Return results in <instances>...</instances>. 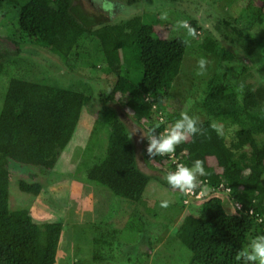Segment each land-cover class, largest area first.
<instances>
[{
  "label": "trees",
  "instance_id": "trees-1",
  "mask_svg": "<svg viewBox=\"0 0 264 264\" xmlns=\"http://www.w3.org/2000/svg\"><path fill=\"white\" fill-rule=\"evenodd\" d=\"M5 1L19 4L18 0H0V11ZM134 1L127 0L129 4ZM95 21L73 0H28L18 9L17 29L22 40L51 50L71 67L95 57L116 76L119 90L98 99V116L107 126V144L85 175L137 203L149 180L156 178L165 187L171 186L165 178L138 166L127 125L108 103L115 100L127 108L135 123L146 122L156 135L163 133L180 117L166 110L165 100L180 74L188 41L185 36L159 37L153 22L143 21L138 14L114 23L96 25ZM189 25L197 28L195 20H189ZM233 30L242 40L241 49L250 54L253 40L239 29ZM200 47L212 53L218 45L206 37ZM7 55L0 52V76ZM233 59V54L223 49L220 65ZM250 70L244 61L242 72L252 74ZM240 86L241 92L211 80L202 100L207 118L197 121L199 134L189 136L174 151L178 163L203 162L205 175L194 191L203 186L210 189L207 196L196 200L198 205H190L197 208L195 214H186L177 230L178 238L192 253L189 264H240L236 253L248 246V237L252 232L264 233V138H257L264 137V85L254 86L244 77ZM91 99L83 91L16 77L8 81L0 109V264H55L62 223L38 224L27 209H10L8 162L53 168ZM216 122L239 126L235 140L227 144ZM146 148L147 139L142 155L149 168L167 165L165 175L175 169L169 154L150 158ZM18 186L35 195L41 191L38 182L21 179ZM236 202L241 203L240 209L234 206ZM104 242L105 238L94 239L97 247ZM100 258L95 251L94 259Z\"/></svg>",
  "mask_w": 264,
  "mask_h": 264
},
{
  "label": "rangeland",
  "instance_id": "rangeland-1",
  "mask_svg": "<svg viewBox=\"0 0 264 264\" xmlns=\"http://www.w3.org/2000/svg\"><path fill=\"white\" fill-rule=\"evenodd\" d=\"M27 1L18 0V6L5 1L0 11V52L8 54L0 76V109L8 81L13 77L83 91L92 99L53 168L48 170L9 160L10 209H27L38 224L62 223L55 264H189L192 253L178 238L177 230L186 214H195L197 208L190 205H198L196 200L184 204L180 190L167 188L154 178L149 180L141 199L132 203L85 175L107 144V126L98 116V99L102 94L119 90L116 76L101 59L86 58L84 65L71 67L51 50L22 40L17 29L18 9ZM73 2L81 6L85 14L94 17L96 25L120 22L138 14L143 21L153 22L161 38H187L180 74L165 100L166 110L177 112L179 116L187 112L197 121L207 118L202 100L211 80L238 88L239 92L244 77L254 86L264 85V0H137L136 4L113 0L115 7L111 16L93 0ZM162 12L168 13L167 20L160 19ZM191 19L197 25L194 36L179 26L180 21L189 24ZM233 28L253 40L250 54L240 48L242 40ZM206 37L217 42L218 48L212 53L200 47ZM223 49L231 52L234 59L224 61L221 66ZM201 57L209 61L203 74L197 64ZM244 61L252 74L242 72ZM108 104L127 125L136 147L138 166L164 179L167 165L151 169L143 159L148 123H135L127 108L115 100ZM215 124L227 144L235 140L239 126ZM257 138L264 137L258 135ZM21 179L40 183V193L21 191L18 186ZM261 181L264 183V174ZM200 192L202 197L207 196L210 189L203 186ZM162 200L169 201L167 207L161 206ZM257 234L260 233L252 232L248 241ZM95 238H105L106 242L97 247ZM95 251L100 253V260L94 259ZM240 264H246L243 258Z\"/></svg>",
  "mask_w": 264,
  "mask_h": 264
},
{
  "label": "clouds",
  "instance_id": "clouds-1",
  "mask_svg": "<svg viewBox=\"0 0 264 264\" xmlns=\"http://www.w3.org/2000/svg\"><path fill=\"white\" fill-rule=\"evenodd\" d=\"M98 4L99 8L110 16L113 15L115 4L113 0H93ZM161 20L168 19V13L160 14ZM180 27L186 28L189 35H195V30L187 21H180ZM209 61L205 57H201L198 61L200 74L206 71V64ZM200 129L197 127V118L183 112L180 118L175 120L163 133L156 135L155 128H149L147 132V148L148 157L164 156L165 154L174 153L176 146L184 142L189 136L199 134ZM205 175L203 162L200 159L193 160L190 164L178 163L174 170L168 171L165 175L167 183L173 189L181 192L190 191L197 187V182L201 176ZM169 201L162 200L161 206L167 207ZM246 264H264V233L255 235L248 243L247 247L241 248L236 253V259Z\"/></svg>",
  "mask_w": 264,
  "mask_h": 264
},
{
  "label": "built area",
  "instance_id": "built-area-1",
  "mask_svg": "<svg viewBox=\"0 0 264 264\" xmlns=\"http://www.w3.org/2000/svg\"><path fill=\"white\" fill-rule=\"evenodd\" d=\"M160 120L162 119L161 117L159 118ZM169 156L173 159V163L174 164H178V160L177 158L175 157V153H172V154H169ZM226 192H229V188H226L225 189ZM184 197H183V203L184 204H188L190 201L192 200H199L200 198H202V193L199 191V192H195L194 189L193 190H190V191H184ZM234 206L238 209L241 208V203L239 202H236L234 204ZM252 211H250L251 213ZM263 232H264V229H263Z\"/></svg>",
  "mask_w": 264,
  "mask_h": 264
},
{
  "label": "flooded vegetation",
  "instance_id": "flooded-vegetation-1",
  "mask_svg": "<svg viewBox=\"0 0 264 264\" xmlns=\"http://www.w3.org/2000/svg\"><path fill=\"white\" fill-rule=\"evenodd\" d=\"M133 3H135V4H136V3H137V0H135ZM231 43H233V42H231ZM240 48H241V47H240Z\"/></svg>",
  "mask_w": 264,
  "mask_h": 264
}]
</instances>
